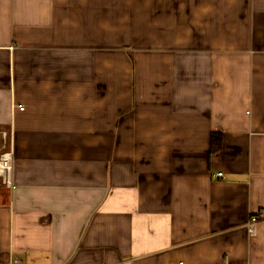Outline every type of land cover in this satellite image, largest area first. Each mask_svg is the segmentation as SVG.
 <instances>
[{"label":"crops","instance_id":"obj_1","mask_svg":"<svg viewBox=\"0 0 264 264\" xmlns=\"http://www.w3.org/2000/svg\"><path fill=\"white\" fill-rule=\"evenodd\" d=\"M0 131V264H264V0H0Z\"/></svg>","mask_w":264,"mask_h":264},{"label":"built area","instance_id":"obj_2","mask_svg":"<svg viewBox=\"0 0 264 264\" xmlns=\"http://www.w3.org/2000/svg\"><path fill=\"white\" fill-rule=\"evenodd\" d=\"M23 111V108H20ZM14 163H15V151L13 145L12 135L9 138L7 131H0V181L9 190L14 188ZM222 173L216 174V177L221 178ZM262 216H254L251 218L250 225L248 227L249 233L252 235L255 231V225ZM10 264H22L18 257H12ZM184 264V263H178Z\"/></svg>","mask_w":264,"mask_h":264},{"label":"trees","instance_id":"obj_3","mask_svg":"<svg viewBox=\"0 0 264 264\" xmlns=\"http://www.w3.org/2000/svg\"><path fill=\"white\" fill-rule=\"evenodd\" d=\"M221 137L220 135H214L211 140V151L215 152L220 147Z\"/></svg>","mask_w":264,"mask_h":264}]
</instances>
